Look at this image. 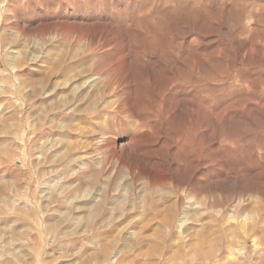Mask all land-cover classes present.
Instances as JSON below:
<instances>
[{"label":"rangeland","instance_id":"374dc122","mask_svg":"<svg viewBox=\"0 0 264 264\" xmlns=\"http://www.w3.org/2000/svg\"><path fill=\"white\" fill-rule=\"evenodd\" d=\"M212 262L264 264V0H0V264Z\"/></svg>","mask_w":264,"mask_h":264},{"label":"bare ground","instance_id":"6f19581e","mask_svg":"<svg viewBox=\"0 0 264 264\" xmlns=\"http://www.w3.org/2000/svg\"><path fill=\"white\" fill-rule=\"evenodd\" d=\"M246 247H247V246H246ZM252 248H253V247H252ZM253 249H254V248H253ZM255 249H256V248H255ZM245 250H246V249H245ZM223 251H224V250H223ZM227 251H228V250H226L225 252H227ZM255 251H256V250H255ZM221 252H222V251H221ZM260 252H261V251H260ZM262 252H263V251H262ZM262 252H261V253H262ZM227 253H228V252H227ZM229 253H230V252H229ZM252 253H253V251H252ZM254 253H255V252H254ZM217 255H218V254H217ZM255 255H256V254H255ZM208 256H209V255H208ZM211 256H212V255H211ZM219 256H220V255H219ZM227 256H228V255H227ZM217 257H218V256H217ZM223 257L225 258L226 256H223ZM223 257H222V258H223ZM245 257H246V256H245ZM204 258H205V257H204ZM250 258H251V257H250ZM208 259L210 260V259H212V258H207V260H208ZM213 259H214V258H213ZM215 259H216V258H215ZM218 259H219V258H218ZM246 259H249V258H246ZM203 260H204V259H203ZM221 260H222V259H221ZM199 261H201V260H199ZM212 261H214V260H212ZM217 261H218V260H217ZM203 262H205V261H203ZM203 262H202V263H203ZM210 262H211V261H210ZM251 262H253V261H251ZM199 263H200V262H199ZM202 263H201V264H202ZM205 263H206V262H205ZM213 263H214V262H212L211 264H213ZM242 263L245 264L244 262H242ZM207 264H208V263H207ZM220 264H221V263H220ZM248 264H249V263H248ZM255 264H256V263H255Z\"/></svg>","mask_w":264,"mask_h":264}]
</instances>
